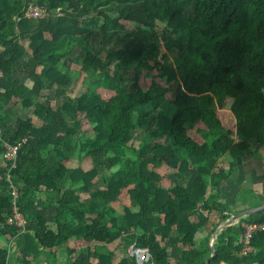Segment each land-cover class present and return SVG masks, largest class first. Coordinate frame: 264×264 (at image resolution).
<instances>
[{
	"label": "trees",
	"instance_id": "1",
	"mask_svg": "<svg viewBox=\"0 0 264 264\" xmlns=\"http://www.w3.org/2000/svg\"><path fill=\"white\" fill-rule=\"evenodd\" d=\"M0 128V264H264V210L209 243L264 148V0H0Z\"/></svg>",
	"mask_w": 264,
	"mask_h": 264
},
{
	"label": "rangeland",
	"instance_id": "2",
	"mask_svg": "<svg viewBox=\"0 0 264 264\" xmlns=\"http://www.w3.org/2000/svg\"><path fill=\"white\" fill-rule=\"evenodd\" d=\"M123 25L126 26L128 25V23H124ZM132 26V24H131ZM21 80H24L22 78V76L17 75ZM163 83V81L161 82ZM74 90L76 91L79 88V85L77 84L76 86L73 87ZM19 109L16 108L15 112L19 115H23L24 114V110H22V108L18 107ZM198 141H201L200 137H197ZM133 145L137 146V142L133 141L132 142ZM262 148V147H261ZM129 156L133 157V153L130 150H127L126 152ZM255 158L254 159H261L263 157V155L257 150L254 154ZM79 165L78 160L76 159V157L74 156L72 158V160L70 162L67 163L68 167H77ZM85 168H89L87 163H84ZM222 166L228 170L229 169V164H228V160H224L222 161ZM252 166V161L249 160V158H246L244 160V165L241 167H238L234 170L233 174L231 175V177L229 178V182H227L225 184L226 188H224V191L228 197V202H229V207L231 208L230 210V217L228 219H226L224 222L226 224V226L228 225H236L240 222V219H235L234 217L237 216L240 213H236V211H238V209H245V208H249V207H253L255 205H259L262 202H264V198L259 197V195L251 193V191H253L251 188V183L250 181L252 179H250V175L248 172V169ZM115 171V170H114ZM159 173L161 174H165L167 169L166 168H161L159 170H157ZM197 175V172H192L189 177L193 178ZM244 180V181H243ZM231 185V186H230ZM230 186V190L228 191V187ZM241 186V187H239ZM223 191V192H224ZM225 195V194H224ZM230 197V198H229ZM213 221H217L219 220V217L216 216V214H213L212 216ZM225 227L220 224L217 227V232L220 233L222 229H224ZM210 230V229H209ZM201 235H204L203 232L200 233L199 237H201ZM211 245L214 246V239L212 240V237L210 239L209 242ZM0 244L5 246V247H9L11 245V243H9L6 239H2L0 238ZM124 250V249H123ZM130 250V249H129ZM128 250V251H129ZM126 251V250H124ZM132 251V249L130 250ZM137 252H139L138 250H136ZM136 251H132V254L135 255V257L137 258L138 262L141 264L144 261H148L149 253H143V258H139V256H137ZM148 251V250H147ZM145 254V255H144ZM142 262H141V260ZM140 260V261H139ZM138 263V264H139Z\"/></svg>",
	"mask_w": 264,
	"mask_h": 264
},
{
	"label": "built area",
	"instance_id": "3",
	"mask_svg": "<svg viewBox=\"0 0 264 264\" xmlns=\"http://www.w3.org/2000/svg\"><path fill=\"white\" fill-rule=\"evenodd\" d=\"M57 13H58L57 15H59V16L61 15L60 10H58ZM47 15H48V13L45 9L40 8L34 4H30L25 11V17L31 18V19H42V18L46 17ZM15 18H16V20H20V17H15ZM0 141H2V130H1V128H0ZM4 146L6 147L5 157L10 161H14L16 158V155H17L18 146H9V145H7V143H4ZM14 166H15V164H13L12 167H14ZM11 194L15 200L18 196V191L15 187L12 188ZM14 204H15V201H14ZM8 223L9 224H15L18 227L24 228L25 219L22 216V214L19 212L17 206H14L13 217L8 219ZM243 226L245 228V235H244V241H243V248L240 251L239 255L244 257V256H248L250 253H252L254 251V248H253L252 243H251L253 234L257 231L264 230V222L261 224H244ZM143 251L145 253L147 252V250H143ZM136 253H137V251H136ZM137 256H138V254H137ZM141 262H142V260H141Z\"/></svg>",
	"mask_w": 264,
	"mask_h": 264
},
{
	"label": "crops",
	"instance_id": "4",
	"mask_svg": "<svg viewBox=\"0 0 264 264\" xmlns=\"http://www.w3.org/2000/svg\"><path fill=\"white\" fill-rule=\"evenodd\" d=\"M258 151L263 155V157L261 159H259V160L254 159L253 160V157L255 155H252L251 157H249V160L252 161V166L248 169V172H249V175H250L249 177H250V179H252L250 181L251 183H249V184H251V187H252L251 189L253 190V191H251V193L257 194V195H259V197L264 198V148H260V149H258ZM229 180L230 179H228L226 182L223 183V191H224V188H226L225 184L227 182H229ZM230 186L228 187V191L231 189ZM239 187H241V186H239ZM224 194H226L225 191H224ZM263 204H264V202H262L259 205H255L253 207H250L247 210L255 208V207H259V206H261ZM121 252L124 253V250L123 251L121 250Z\"/></svg>",
	"mask_w": 264,
	"mask_h": 264
},
{
	"label": "water",
	"instance_id": "5",
	"mask_svg": "<svg viewBox=\"0 0 264 264\" xmlns=\"http://www.w3.org/2000/svg\"><path fill=\"white\" fill-rule=\"evenodd\" d=\"M263 210H264V204L261 205V206H259V207H255V208L249 209V210H247V211H245V212H242V213L238 214L237 216H235L234 218H235V219H240V218L242 219V218H245V217H247V216H250V215H252V214H254V213H257V212L263 211ZM222 225H223L225 228L231 226V225L226 226L225 222L222 223ZM225 228H224V229H225ZM224 229H222L221 231H223ZM217 235H218V232H217V230H216L215 233H214L213 236H212V240L214 239V241H215V239L217 238ZM210 247H211V249H212V253H214L213 245L210 244ZM139 251H141V250H139ZM142 251H143V250H142ZM147 252H148V251H147ZM212 256H213V254H212Z\"/></svg>",
	"mask_w": 264,
	"mask_h": 264
},
{
	"label": "bare ground",
	"instance_id": "6",
	"mask_svg": "<svg viewBox=\"0 0 264 264\" xmlns=\"http://www.w3.org/2000/svg\"><path fill=\"white\" fill-rule=\"evenodd\" d=\"M143 253H145V252H144V251H139V252H137V254H138L139 258H142V256H143Z\"/></svg>",
	"mask_w": 264,
	"mask_h": 264
}]
</instances>
